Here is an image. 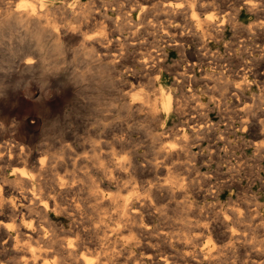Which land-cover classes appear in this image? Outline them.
<instances>
[{"label":"clouds","instance_id":"9594fccd","mask_svg":"<svg viewBox=\"0 0 264 264\" xmlns=\"http://www.w3.org/2000/svg\"><path fill=\"white\" fill-rule=\"evenodd\" d=\"M262 63L264 0H0V75L62 101L0 115V264H264Z\"/></svg>","mask_w":264,"mask_h":264},{"label":"rangeland","instance_id":"374dc122","mask_svg":"<svg viewBox=\"0 0 264 264\" xmlns=\"http://www.w3.org/2000/svg\"><path fill=\"white\" fill-rule=\"evenodd\" d=\"M241 18L246 19V17L244 16L243 13L241 14ZM178 38H179V36H177V39ZM225 38L231 39L232 38V32L231 31L226 32ZM185 40H186L185 58L187 60V64L193 65L195 63L197 65L196 68L188 67V72L190 74L194 72L195 75L197 77H199V76L203 75L204 71L207 70L209 58L201 57L196 53L197 42H195L189 38H186V37L183 39L182 42L184 43ZM234 46H236V45H234ZM208 48L213 50V51H215L218 48L221 53H223L225 51L222 43H216V42L210 43L208 45ZM233 59H234L233 64L238 65L239 61L236 60L235 58H233ZM201 63H203V66H204L203 69H201L199 67V65ZM221 63H223V61H221ZM184 70H185L184 60L181 59V56L178 55L176 50L170 49V60L168 62V72L166 73V76H165V79L167 80V82L169 84H171L172 83V77L174 75H176L177 73L183 72ZM260 79L264 80V63L261 64V77H260ZM7 80H15V82H9V84H8ZM200 86L201 85L197 84V83L193 84L194 88H198ZM8 88H9V91H12V94H14L13 95L14 99L11 98L10 96L8 97L6 95V93H7L6 91L8 90ZM51 88L53 89V91H55V89L57 88V82L56 81H52ZM22 90H23V97L29 106V111L25 112L24 117L26 114L31 113L30 109H31V106L33 104L36 106L37 111H36L35 115H37L39 117L40 124L47 123V121L49 119V115H50L49 114V108L51 109L52 114H55L56 112L60 111L62 101L60 98L53 96L54 93L51 89L45 87L44 85H40L39 86V92L36 93V95L34 96L32 83H31V81H25L23 79V73L20 74L19 78L18 77H3L2 75H0V95H3V97H4L3 102H6L10 107L9 108V115L15 114V110H16L15 106L18 103V101L22 99ZM64 102L66 103L67 100L65 99ZM10 104L12 106H10ZM210 119L214 123L221 124V128H224L226 126V123H221L222 118L216 112H212L210 114ZM39 122H38L37 126L40 125ZM37 126L35 127L36 129L31 131L29 134L35 133L37 131ZM168 126L172 127V121H169ZM32 142L33 141L30 137L29 143H32ZM209 145H211L214 150L216 149L215 133L209 134V139H206L201 144V146L199 148H194L193 151L199 152L201 150V148H207V147H209ZM218 159H219L218 156H213V160H218ZM206 160H207L206 155L198 157V159H197L198 166L203 165L206 162ZM211 169H213V170L216 169V163L211 164ZM201 170L202 171H208L209 169L201 167ZM220 178L222 179L223 177H220ZM227 196H228V192L224 191L221 194L220 199L223 200Z\"/></svg>","mask_w":264,"mask_h":264},{"label":"bare ground","instance_id":"6f19581e","mask_svg":"<svg viewBox=\"0 0 264 264\" xmlns=\"http://www.w3.org/2000/svg\"><path fill=\"white\" fill-rule=\"evenodd\" d=\"M184 38L179 37L178 40L181 41V43H183ZM186 41V40H185ZM204 60V59H203ZM234 60V59H233ZM194 63V62H193ZM192 63V64H193ZM195 64V63H194ZM175 67V66H174ZM175 69V68H174ZM7 92V91H6ZM15 92V91H14ZM14 94L10 95L11 98L14 99L13 97ZM6 97V96H5ZM10 106H12L10 104ZM9 105L6 102L0 101V115H9ZM12 115V114H11ZM25 128L26 131L28 133H30L31 131H33L34 129H36L35 127L37 126L38 122H39V117L35 114H26L25 117ZM40 124V122H39Z\"/></svg>","mask_w":264,"mask_h":264}]
</instances>
